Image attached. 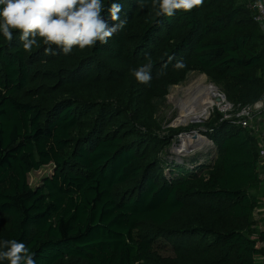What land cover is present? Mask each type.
I'll use <instances>...</instances> for the list:
<instances>
[{
    "label": "trees",
    "instance_id": "16d2710c",
    "mask_svg": "<svg viewBox=\"0 0 264 264\" xmlns=\"http://www.w3.org/2000/svg\"><path fill=\"white\" fill-rule=\"evenodd\" d=\"M117 2L125 28L67 56L0 34V241L25 243L36 264H257L256 138L216 112L202 131L214 149L170 161L173 136L158 134L157 118L191 73L237 105L264 95L250 1L204 0L172 17L153 0ZM149 63L151 80L137 81ZM48 166L33 189L29 175Z\"/></svg>",
    "mask_w": 264,
    "mask_h": 264
},
{
    "label": "clouds",
    "instance_id": "9594fccd",
    "mask_svg": "<svg viewBox=\"0 0 264 264\" xmlns=\"http://www.w3.org/2000/svg\"><path fill=\"white\" fill-rule=\"evenodd\" d=\"M143 9L144 0H136ZM204 0H153L157 16L172 17L177 11L189 13L203 6ZM122 3L112 0L107 12L114 23L109 26L103 17L104 0H0V34L9 42L19 33L23 50L30 52L42 40L45 55H57L58 48L67 56L73 49L85 50L97 43L106 44L128 23L120 18ZM182 66V65H178ZM151 64L134 69L137 81L151 80ZM29 247L15 239L0 241V261L8 264H36Z\"/></svg>",
    "mask_w": 264,
    "mask_h": 264
},
{
    "label": "rangeland",
    "instance_id": "374dc122",
    "mask_svg": "<svg viewBox=\"0 0 264 264\" xmlns=\"http://www.w3.org/2000/svg\"><path fill=\"white\" fill-rule=\"evenodd\" d=\"M200 82H204L205 85H213L215 86L217 90V94L221 96H225L228 99V95L221 85H217L214 82H212L211 79H209L207 76L200 74V73H191L183 84L173 87L170 90L169 95L167 96L166 100L162 103L160 106V111L158 113V122L160 124V129L158 131V134L162 137L165 136H173L172 145L170 149L168 150V155H166V158H168L170 161L177 160L181 161L185 158H190L195 154L207 152L210 149H214L213 143L204 135H202V131H205L203 128L205 125L211 122L213 118L216 116L217 112V106L211 107L209 109L208 114H202L201 112H197L196 116L194 110H191L189 107H184L183 105L186 104L188 101L183 97L181 91L183 89H188L189 87L193 86L194 84H198ZM215 90V91H216ZM206 89H204V93L206 94ZM217 97L214 99L217 103ZM230 101V100H229ZM213 102V98H212ZM233 102V101H231ZM234 103V102H233ZM201 115V116H199ZM188 116H196L197 119L194 117L191 122L181 123L180 119L182 117H188ZM196 119V120H194ZM194 120V121H193ZM195 134L201 135V137L205 138L207 140V144L203 145L202 147H198V149H193L194 151L190 150V152L180 150L182 140H188V138H192ZM188 137V138H186ZM181 140V143H178V141ZM184 142V141H183ZM178 145V146H176ZM54 172L53 166H48L43 169H41L38 172H32L29 175V184L33 189H36L42 185V182L44 178L51 177ZM256 196L258 197V207L255 214V226L252 230V237L256 239L261 230L264 229V181L261 182V185L258 189V191L255 192ZM161 254H163V250H160ZM168 253V252H167ZM262 258L263 256H260L257 258V264H262Z\"/></svg>",
    "mask_w": 264,
    "mask_h": 264
},
{
    "label": "built area",
    "instance_id": "2783aa9c",
    "mask_svg": "<svg viewBox=\"0 0 264 264\" xmlns=\"http://www.w3.org/2000/svg\"><path fill=\"white\" fill-rule=\"evenodd\" d=\"M249 8L253 12L254 22L264 33V0H249ZM221 96V95H220ZM217 112L221 122L247 131L257 140L258 172L261 182L264 181V95L252 104L237 105L225 96L217 99ZM214 105V106H215ZM198 137H201L199 134Z\"/></svg>",
    "mask_w": 264,
    "mask_h": 264
},
{
    "label": "bare ground",
    "instance_id": "6f19581e",
    "mask_svg": "<svg viewBox=\"0 0 264 264\" xmlns=\"http://www.w3.org/2000/svg\"><path fill=\"white\" fill-rule=\"evenodd\" d=\"M216 87L213 85H205L204 82H200L198 84H194L193 86L189 87L188 89H183L181 91L183 97L188 101L186 104H184V107H189L191 110H194L195 114L198 112H201L202 114L207 115L209 109L213 107L216 103L214 100L216 97L222 98V96L217 94ZM204 89H206V94L204 93ZM216 90V91H215ZM213 98V102H212ZM199 115V116H201ZM196 116H198L196 114ZM196 116H188V117H182L180 120L181 123L191 122L192 119L195 117L196 119L198 117ZM194 119V120H196ZM193 120V121H194ZM188 138V137H186ZM184 141V142H183ZM207 144V140L203 137H198L196 140L192 139L191 137L188 138V140H182V144L180 147V150L183 151H189L193 149H198V147H202L203 145ZM194 147V148H193ZM193 148V149H191Z\"/></svg>",
    "mask_w": 264,
    "mask_h": 264
},
{
    "label": "water",
    "instance_id": "95a60500",
    "mask_svg": "<svg viewBox=\"0 0 264 264\" xmlns=\"http://www.w3.org/2000/svg\"><path fill=\"white\" fill-rule=\"evenodd\" d=\"M197 138H198V135H194V136H193V139H194V140H196ZM178 143H181V140H179ZM176 146H178V145H176ZM191 152H192V151H191ZM191 152H190V153H191Z\"/></svg>",
    "mask_w": 264,
    "mask_h": 264
},
{
    "label": "crops",
    "instance_id": "0c3cea01",
    "mask_svg": "<svg viewBox=\"0 0 264 264\" xmlns=\"http://www.w3.org/2000/svg\"><path fill=\"white\" fill-rule=\"evenodd\" d=\"M263 211H264V209H263ZM261 260H262V264H264V258H262Z\"/></svg>",
    "mask_w": 264,
    "mask_h": 264
}]
</instances>
